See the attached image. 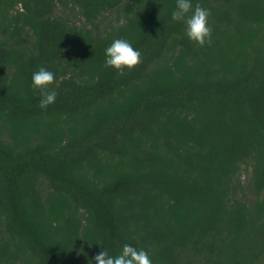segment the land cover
Listing matches in <instances>:
<instances>
[{
	"label": "trees",
	"instance_id": "obj_1",
	"mask_svg": "<svg viewBox=\"0 0 264 264\" xmlns=\"http://www.w3.org/2000/svg\"><path fill=\"white\" fill-rule=\"evenodd\" d=\"M191 2L211 46L176 0H0V264H264V0Z\"/></svg>",
	"mask_w": 264,
	"mask_h": 264
},
{
	"label": "clouds",
	"instance_id": "obj_2",
	"mask_svg": "<svg viewBox=\"0 0 264 264\" xmlns=\"http://www.w3.org/2000/svg\"><path fill=\"white\" fill-rule=\"evenodd\" d=\"M210 10L197 3L193 6L191 0H176V9L172 13L174 21L185 25L188 39L200 47L212 44L213 29L209 25ZM106 68H114L120 76H124L125 69L132 71L142 63L141 53L130 42L124 39L114 40L105 50ZM55 83V74L44 67L32 75V86L41 94L39 107L47 109L56 101L57 92L49 90ZM96 264H152L149 252L143 248L137 249L131 244H124L122 251L111 256L105 250L95 256Z\"/></svg>",
	"mask_w": 264,
	"mask_h": 264
},
{
	"label": "rangeland",
	"instance_id": "obj_3",
	"mask_svg": "<svg viewBox=\"0 0 264 264\" xmlns=\"http://www.w3.org/2000/svg\"><path fill=\"white\" fill-rule=\"evenodd\" d=\"M114 17H115V13H109L106 15V18L105 17L102 18V22H106V20H109V19H114ZM242 172H243V174L246 173L245 171H242ZM242 177H243V175H242Z\"/></svg>",
	"mask_w": 264,
	"mask_h": 264
}]
</instances>
